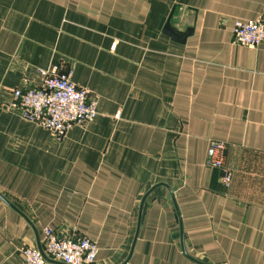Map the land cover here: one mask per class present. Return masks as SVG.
I'll use <instances>...</instances> for the list:
<instances>
[{
    "label": "crops",
    "instance_id": "0c3cea01",
    "mask_svg": "<svg viewBox=\"0 0 264 264\" xmlns=\"http://www.w3.org/2000/svg\"><path fill=\"white\" fill-rule=\"evenodd\" d=\"M259 17L264 0H0V193L30 220L0 198V264L45 227L96 241L95 264H123L138 227L126 264H198L182 236L206 264H264V44L233 41ZM53 65L100 101L61 136L11 109Z\"/></svg>",
    "mask_w": 264,
    "mask_h": 264
},
{
    "label": "built area",
    "instance_id": "2783aa9c",
    "mask_svg": "<svg viewBox=\"0 0 264 264\" xmlns=\"http://www.w3.org/2000/svg\"><path fill=\"white\" fill-rule=\"evenodd\" d=\"M233 41L239 45L258 47L264 44V18L237 20ZM40 78L25 80L13 91L11 109L22 118L37 123L53 133L65 135L72 127L94 120L99 113V101L90 91L78 86L71 72L59 65L38 71ZM228 144L221 140L210 142L208 164L222 171L221 180L230 186L232 169L226 165ZM41 240L45 254L65 264H95L99 247L87 237L60 236L50 227L43 229ZM24 264H55L47 260L36 246L22 248Z\"/></svg>",
    "mask_w": 264,
    "mask_h": 264
},
{
    "label": "water",
    "instance_id": "95a60500",
    "mask_svg": "<svg viewBox=\"0 0 264 264\" xmlns=\"http://www.w3.org/2000/svg\"><path fill=\"white\" fill-rule=\"evenodd\" d=\"M165 32H166L167 34H169L170 36H172L175 40L180 41V42H183V41L186 39V37L192 32V29L190 28V29L186 30L185 32H179V31H176L175 29H173V28L169 25V23H167V25H166V29H165ZM166 186H167V185H166ZM171 191H172V190H171ZM171 193H172V195H173V192H171ZM148 194H149V193H147V194L144 196V198H143V200H142V202H141V206H140V215H141V213H142V209H143V206H144V202H145V199H146V197L148 196ZM0 198H2V199H3L8 205H10V206H11L13 209H15L16 211H18L21 215H23V216H24V217L30 222V220L28 219V217H27L22 211H20V210H19V209H18V208H17V207L11 202V201H9V200H8L3 194H1V193H0ZM175 205H176V204H175ZM176 208H177L178 213L180 214L177 205H176ZM31 224H32V223H31ZM139 224H140V220H139ZM138 234H139V227H138V230H137V233H136V236H135V239H134V243H133V246H132V248H131V252H130V254H129V257L127 258V260H126L123 264H126V263L129 261L130 257L132 256V253H133V251H134V247H135V244H136V240H137V238H138ZM38 248H39V250L42 252L43 256H44L47 260L51 261L52 263H55V264H65V263H63V262L55 261V260L49 258V257L45 254L44 249H43V246H42V243H41L39 237H38ZM182 249H183L184 254H185L188 258H190L191 260L195 261V262L198 263V264H206V263L202 262L201 260H198V259H196L195 257L191 256V255L187 252L186 247H185V244H184V241H183V236H182Z\"/></svg>",
    "mask_w": 264,
    "mask_h": 264
},
{
    "label": "rangeland",
    "instance_id": "374dc122",
    "mask_svg": "<svg viewBox=\"0 0 264 264\" xmlns=\"http://www.w3.org/2000/svg\"><path fill=\"white\" fill-rule=\"evenodd\" d=\"M90 96H91L92 98H97L98 101H99V96H98V95H96V94H93V95H92V94H91ZM99 102H100V101H99Z\"/></svg>",
    "mask_w": 264,
    "mask_h": 264
}]
</instances>
